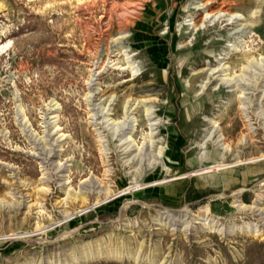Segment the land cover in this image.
<instances>
[{
  "label": "rangeland",
  "instance_id": "1",
  "mask_svg": "<svg viewBox=\"0 0 264 264\" xmlns=\"http://www.w3.org/2000/svg\"><path fill=\"white\" fill-rule=\"evenodd\" d=\"M263 233L264 0H0V264H264Z\"/></svg>",
  "mask_w": 264,
  "mask_h": 264
},
{
  "label": "bare ground",
  "instance_id": "2",
  "mask_svg": "<svg viewBox=\"0 0 264 264\" xmlns=\"http://www.w3.org/2000/svg\"><path fill=\"white\" fill-rule=\"evenodd\" d=\"M239 206L242 208V209H246L248 208V210H250L252 213L254 214H257L259 212V209H257V206H258V202H255L253 206H250V207H246L244 205H242L241 203L239 204ZM251 228V227H250ZM249 227L246 228L245 231H247L248 233L250 234H254V235H257V230L256 229H250ZM264 234V233H263Z\"/></svg>",
  "mask_w": 264,
  "mask_h": 264
},
{
  "label": "trees",
  "instance_id": "3",
  "mask_svg": "<svg viewBox=\"0 0 264 264\" xmlns=\"http://www.w3.org/2000/svg\"><path fill=\"white\" fill-rule=\"evenodd\" d=\"M192 250L198 251V248L195 246L191 247ZM225 260H226V264H236L235 262H233V260L231 259V257L227 254H225ZM194 259H198V257L194 256ZM96 264H130L128 262H123V263H104V262H100V263H96ZM204 264V263H202Z\"/></svg>",
  "mask_w": 264,
  "mask_h": 264
}]
</instances>
